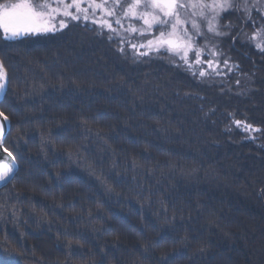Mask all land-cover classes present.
Segmentation results:
<instances>
[{
  "label": "trees",
  "instance_id": "1",
  "mask_svg": "<svg viewBox=\"0 0 264 264\" xmlns=\"http://www.w3.org/2000/svg\"><path fill=\"white\" fill-rule=\"evenodd\" d=\"M224 13L226 35L206 38L229 65L211 78L137 59L91 20L0 39L20 163L0 190V264L33 246L48 264H264V53L235 40L254 22Z\"/></svg>",
  "mask_w": 264,
  "mask_h": 264
},
{
  "label": "snow or ice",
  "instance_id": "2",
  "mask_svg": "<svg viewBox=\"0 0 264 264\" xmlns=\"http://www.w3.org/2000/svg\"><path fill=\"white\" fill-rule=\"evenodd\" d=\"M228 10H242L245 22H248L254 10L264 17V0H240L239 3L236 0H71L70 3L65 0H4L0 2V33L5 40H15L24 35L55 32L67 27L64 19L59 20L57 27L53 23L57 17L91 20L101 32L106 29L120 39L121 44L127 43L137 53V59L163 51L173 60L195 69L194 74L198 73L201 78H211L222 73L221 63L228 68L229 61L222 60L223 52L217 50L218 44L209 43L205 27L207 33L226 35L218 29L221 14ZM124 21H129L127 27ZM133 22H140V26ZM125 34H137L143 42L131 43ZM199 39L205 40L203 45L198 44ZM249 39L256 41L258 50L264 51V25ZM119 50L124 52L123 47ZM205 56L208 59H204ZM6 92V72L0 61V96ZM0 117L3 118L0 122V153H3L0 156V183L7 184L15 178L18 165L13 154L3 147L8 117L3 112Z\"/></svg>",
  "mask_w": 264,
  "mask_h": 264
},
{
  "label": "rangeland",
  "instance_id": "3",
  "mask_svg": "<svg viewBox=\"0 0 264 264\" xmlns=\"http://www.w3.org/2000/svg\"><path fill=\"white\" fill-rule=\"evenodd\" d=\"M0 2H4V0H0ZM65 2H67V3H70V1L69 0H65ZM98 2H100V1H98ZM236 2L237 3H239L238 2V0H236ZM82 6H85V5H82ZM229 11V10H228ZM230 11H232V10H230ZM227 12V11H226ZM236 13L237 14H239L240 13V16L241 17H245L244 16V13H243V11L242 10H236ZM225 13H222L221 14V18L219 19V31L220 32H223V33H225L226 32V29H224V24H223V15H224ZM97 15H99V12L97 13ZM251 20L254 22V25H252V24H250V26L251 27H247L248 25H246L245 26V28H243V30L239 33V34H236V38H235V40H238L239 42H241V43H247V44H252V46H254V48H256L255 47V42L256 41H253V40H251V39H249V37L252 35V33H254L257 29H259L260 27H261V25H264V17H262L261 16V14L259 13V12H257V11H253L252 12V17H251ZM243 23H244V19H243ZM245 24H246V22H245ZM245 24H243V25H245ZM42 33H38V34H28V35H24V36H21V37H25V36H39V35H41ZM205 34H206V36H211V35H213V37H214V40H215V42L217 43L218 42V40H216L215 39V37H217V36H215L214 34H212V33H207L206 32V27H205ZM3 36H0V39L2 38ZM21 37H19V38H21ZM210 38V37H209ZM219 38H221V37H219ZM218 38V39H219ZM4 39V38H3ZM198 42V44L199 45H203V43H202V41L201 40H198L197 41ZM260 51V50H259ZM261 53H264V51H260ZM204 59H208V58H206V57H204ZM173 60V59H172ZM1 61V60H0ZM179 60H173V62L176 64V65H181L179 62H178ZM4 66V65H3ZM4 70H5V72H6V69H5V67H4ZM6 79H7V87H8V75H7V72H6ZM6 95V94H5ZM5 95H3L2 96V98H1V102H0V104H2V102H3V100L5 99ZM9 122H10V120H9ZM10 126H11V122H10ZM242 127L245 129V131H249V130H251V131H253V132H255V131H257L258 129L257 128H255V129H251V127H248V125L246 126V125H242ZM9 131H10V129H9ZM9 131H8V133H9ZM7 136H8V134H7ZM7 136H6V138H7ZM5 141H6V139H5ZM19 171V170H18ZM17 175V174H16ZM15 179V178H14ZM11 183V182H10ZM5 186H7V184H5L2 188H0V190L1 189H3ZM57 221H58V223L59 224H61V222H62V220H61V218H58L57 219ZM60 239H64L63 237H60L61 235H57ZM70 236H72L71 234L69 235V237ZM69 237H67L66 239L68 240V241H70V242H73L72 244L73 245H75L74 243H77L76 241H75V238H69ZM74 237V236H73ZM53 240H55V236L53 237V238H51V236H46V238H45V241L43 242L44 244L46 243V241L51 245V241H53ZM21 244L22 245H24L22 242H21ZM44 246V245H43ZM209 248H211L212 250L213 249H215L214 247V245H209L208 246ZM12 250H14V249H12ZM33 250V251H32ZM17 252V254H19L20 255V258L19 257H16L15 259H17L16 261V263H14V264H48V259L45 257V256H43L42 254H40V253H37V252H35V250H34V246H33V248L32 249H23V250H17L16 251ZM216 255H218V254H216ZM62 257V256H61ZM63 257H66L65 255H63ZM76 262H78V261H76ZM141 264H145V262H141Z\"/></svg>",
  "mask_w": 264,
  "mask_h": 264
},
{
  "label": "bare ground",
  "instance_id": "4",
  "mask_svg": "<svg viewBox=\"0 0 264 264\" xmlns=\"http://www.w3.org/2000/svg\"><path fill=\"white\" fill-rule=\"evenodd\" d=\"M0 102H1V101H0ZM0 112H3L2 109H1V104H0ZM3 113H4V112H3ZM4 115L7 116L5 113H4ZM7 117H8V116H7ZM8 120H9V118H8ZM0 122H2L1 117H0ZM4 147L7 148V149L12 153V151H11L8 147H6L5 142H4ZM12 154H13V153H12ZM0 156H2L1 153H0ZM13 156L15 157L16 163H17V165H18V168H17V171H16V174H17V173H18V170L20 169V163H19V161L17 160V158H16V156H15L14 154H13ZM15 177H16V175H15ZM13 180H14V179H13ZM13 180H12V181H13ZM12 181H11V182H12ZM8 184H10V182L7 183V185H8ZM2 187H3V186H2ZM2 187H0V188H2Z\"/></svg>",
  "mask_w": 264,
  "mask_h": 264
},
{
  "label": "water",
  "instance_id": "5",
  "mask_svg": "<svg viewBox=\"0 0 264 264\" xmlns=\"http://www.w3.org/2000/svg\"><path fill=\"white\" fill-rule=\"evenodd\" d=\"M1 98H2V96H0V101H1ZM1 120L3 122V118L2 117H1ZM9 129H10V122L8 120V122L6 123L5 129H4V131H5L4 142H5V139H6V136L8 134ZM3 147H4V145H3ZM1 154L3 155V153H1ZM16 171H17V169H16ZM4 185H5V183H0V187H2Z\"/></svg>",
  "mask_w": 264,
  "mask_h": 264
}]
</instances>
